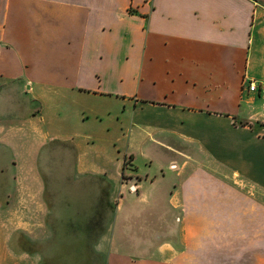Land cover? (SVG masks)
Listing matches in <instances>:
<instances>
[{
  "label": "crops",
  "instance_id": "obj_1",
  "mask_svg": "<svg viewBox=\"0 0 264 264\" xmlns=\"http://www.w3.org/2000/svg\"><path fill=\"white\" fill-rule=\"evenodd\" d=\"M252 81L264 87V0H0V264H264ZM205 126L211 170L141 154L159 162L142 174L130 144L116 152ZM222 126L234 138L215 140ZM72 203L96 210L95 233H58Z\"/></svg>",
  "mask_w": 264,
  "mask_h": 264
},
{
  "label": "rangeland",
  "instance_id": "obj_2",
  "mask_svg": "<svg viewBox=\"0 0 264 264\" xmlns=\"http://www.w3.org/2000/svg\"><path fill=\"white\" fill-rule=\"evenodd\" d=\"M143 123L142 120H139L137 118V121L134 125L133 128H131V133H134L132 137L138 135L139 131H142L143 129L139 127ZM215 133L212 134L214 136L215 140H224L229 137L231 134L232 137L234 138L235 133L232 131L230 132V129L224 128H216L214 129ZM100 131V130H99ZM180 133L184 131L185 136H190L194 138V140H185L181 139L179 136H170L169 134H163L162 136L158 137L161 140L155 141V140H122L120 144H116L117 147H119L116 152H119L121 155H124L128 152L127 146L130 144V151H133V154L135 155H140L138 158V161L135 163L133 162L132 164L138 168V171L142 173L143 171H149L152 168H158V160L157 162H153L152 160H145L141 158V154L143 155H149L151 158H154L155 160L162 157L165 158L166 161H168L170 158H178L176 154L182 153L186 155L188 158H195L194 164L196 162H200V165L205 167L206 169L211 170V166L214 164V159L210 155L211 152L208 151V146L207 142L202 143L204 140H206V137L208 136L209 133H211V129L208 130V128L202 127L199 129H194L193 133H190V130L186 129H180ZM190 131V132H189ZM129 137V136H128ZM127 137V138H128ZM131 137V136H130ZM213 139V138H212ZM211 139V140H212ZM200 140V142H199ZM236 140V138H235ZM135 141V143H134ZM134 143L135 145L131 146V144ZM205 146H204V145ZM115 150V149H114ZM149 157V158H150ZM148 163V164H147ZM152 164V165H151ZM150 165V166H149ZM152 166V168H151ZM209 166V167H208ZM167 171V177L173 178V175L168 169ZM213 171V170H212ZM143 174V173H142ZM240 182L239 177H233V180L231 181L232 186L236 190H243L247 186L246 182ZM242 184V185H241ZM167 188V194L170 192ZM94 211L96 210H91L87 209L84 210V208H79L76 204L72 203L71 205L69 204L67 207H62L59 210V213L61 215V219H59L58 223H56V229L58 233H66V235L70 236L71 238L77 237V235L80 234H92L95 233L96 227L91 225V221L93 216H94ZM170 211V210H169ZM170 213V212H169ZM170 220V217H169ZM236 227L237 231L239 229V226H234ZM41 231L40 232H48L46 230V226H41ZM71 242V241H70ZM87 248L90 250V246L93 248L94 247V241H88L87 242ZM81 246L83 247L82 253H85V247L83 246L82 243H80ZM92 244V245H90ZM76 249H79L78 246ZM71 252L75 250L71 249ZM68 254V252H67ZM212 260V264H230L231 258H225L224 256H212L210 257ZM254 258L255 257H248V258H235V262L233 264H254ZM106 264V262H104ZM200 264H208V256H203L201 257Z\"/></svg>",
  "mask_w": 264,
  "mask_h": 264
},
{
  "label": "built area",
  "instance_id": "obj_3",
  "mask_svg": "<svg viewBox=\"0 0 264 264\" xmlns=\"http://www.w3.org/2000/svg\"><path fill=\"white\" fill-rule=\"evenodd\" d=\"M249 91L252 93H257V92L261 91L262 93H264V87L259 86L257 84V82L252 81L249 83Z\"/></svg>",
  "mask_w": 264,
  "mask_h": 264
}]
</instances>
